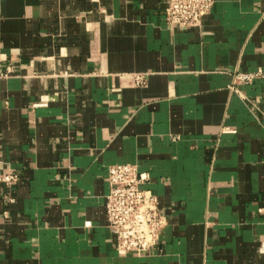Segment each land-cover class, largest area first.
Wrapping results in <instances>:
<instances>
[{"label": "crops", "instance_id": "0c3cea01", "mask_svg": "<svg viewBox=\"0 0 264 264\" xmlns=\"http://www.w3.org/2000/svg\"><path fill=\"white\" fill-rule=\"evenodd\" d=\"M0 0V264H264V0ZM136 74H146L138 86ZM135 164L166 224L118 253L108 167Z\"/></svg>", "mask_w": 264, "mask_h": 264}, {"label": "built area", "instance_id": "2783aa9c", "mask_svg": "<svg viewBox=\"0 0 264 264\" xmlns=\"http://www.w3.org/2000/svg\"><path fill=\"white\" fill-rule=\"evenodd\" d=\"M215 0H167L165 15L171 28H197L204 16L210 13ZM264 80V70L236 72L233 87L250 83L255 78ZM146 74H136L135 83L143 86ZM107 178L110 186L106 197L108 226L115 235L116 249L120 254L149 252L158 242L160 232L166 224L160 213L156 195L142 185L148 180L135 164H115L108 167ZM19 180L15 173H0V182L12 185Z\"/></svg>", "mask_w": 264, "mask_h": 264}]
</instances>
